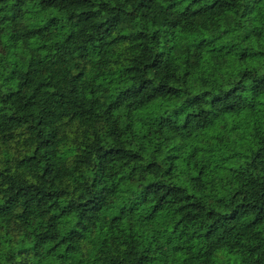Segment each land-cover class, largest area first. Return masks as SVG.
I'll return each mask as SVG.
<instances>
[{
	"label": "trees",
	"instance_id": "16d2710c",
	"mask_svg": "<svg viewBox=\"0 0 264 264\" xmlns=\"http://www.w3.org/2000/svg\"><path fill=\"white\" fill-rule=\"evenodd\" d=\"M0 264H264V0H0Z\"/></svg>",
	"mask_w": 264,
	"mask_h": 264
}]
</instances>
